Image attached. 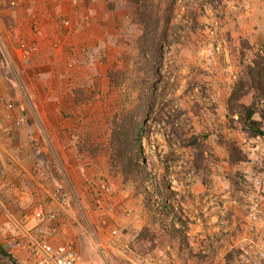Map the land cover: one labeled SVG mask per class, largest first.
I'll return each instance as SVG.
<instances>
[{
	"label": "rangeland",
	"instance_id": "1",
	"mask_svg": "<svg viewBox=\"0 0 264 264\" xmlns=\"http://www.w3.org/2000/svg\"><path fill=\"white\" fill-rule=\"evenodd\" d=\"M139 1L143 14L136 0H0V39L3 26L12 34L0 92L50 68L53 105L72 118L77 140L67 157L47 144L33 156L35 178L11 191L13 214H57V238L88 264H264V135L240 107L255 105L264 132L250 79L264 65V0ZM144 35L159 45L166 37L152 70ZM25 39L51 47L52 59L32 67L33 53L19 51ZM125 123L143 131L136 170Z\"/></svg>",
	"mask_w": 264,
	"mask_h": 264
},
{
	"label": "crops",
	"instance_id": "2",
	"mask_svg": "<svg viewBox=\"0 0 264 264\" xmlns=\"http://www.w3.org/2000/svg\"><path fill=\"white\" fill-rule=\"evenodd\" d=\"M2 31L7 36L2 34L3 39H0V54L6 50L4 38L10 39L12 37L9 26H3ZM23 35L26 34L23 33ZM25 41L27 42L23 43H28L27 45L33 53L34 64L32 67L52 59L50 57L52 55L51 47L45 48V45L35 44L29 39H25ZM46 52L49 55L43 58ZM39 67L32 68L38 69L33 74L24 73L21 78L17 79L24 82V85L26 84L22 90L17 84L18 81L11 78L12 90L10 93L0 92V199L9 207L10 211H12L13 206L10 202L12 199L11 191H14L13 194L22 193L20 183L25 178H35L34 173L31 172L32 164L36 160L33 156L39 157L41 148L46 149L45 144H47L51 149L52 147L59 148L62 150L63 157H67L68 151H73L72 146L77 143V140H72L75 138L72 124H70L72 118L69 119L68 113H65L67 111H60V109L55 108V104L53 105L56 100V91L53 87L51 89V81L56 79L54 71H51L50 68L45 70ZM41 83L42 87L40 88ZM46 138H49L50 142L46 143L44 140ZM11 213L13 214V211ZM13 218L26 229L33 225V221H29L27 216L25 219H20L13 214ZM46 226L51 242L72 244L71 240L62 241L57 238L59 229L51 227L50 224ZM18 234L19 230L15 222L4 215H0V264H31L30 253L27 250L19 249L10 252L6 249V241L9 237ZM72 245L74 246V244ZM2 250L10 254L12 258L9 259L3 255Z\"/></svg>",
	"mask_w": 264,
	"mask_h": 264
},
{
	"label": "built area",
	"instance_id": "3",
	"mask_svg": "<svg viewBox=\"0 0 264 264\" xmlns=\"http://www.w3.org/2000/svg\"><path fill=\"white\" fill-rule=\"evenodd\" d=\"M19 51L24 56L30 55V49L25 43L21 44ZM52 198L58 205L63 206L66 203L61 191L55 193ZM0 215L12 219L19 230L17 236L9 237L6 241V249L10 252L27 250L30 253L31 264H88L71 243H53L48 238L46 225L55 222L57 214L47 212L44 207H37L27 216L29 221H33V225L26 229L14 220L9 207L0 199Z\"/></svg>",
	"mask_w": 264,
	"mask_h": 264
},
{
	"label": "trees",
	"instance_id": "4",
	"mask_svg": "<svg viewBox=\"0 0 264 264\" xmlns=\"http://www.w3.org/2000/svg\"><path fill=\"white\" fill-rule=\"evenodd\" d=\"M133 1H135V0H133ZM136 1H138V11L140 12V14H143V12L146 8V4L144 2L139 4L140 1L139 0H136ZM148 19H149V17L147 18L146 25L144 27V31L149 27L148 26V24H149ZM145 32L148 35L151 33L148 29ZM144 37H145V42L142 43V46H143L142 51L146 55L145 58H147V59H145V60H147L150 63L149 64L150 68L148 70H152L155 68V62L161 63V60L163 61V56H162L163 55L162 54L163 49L161 46L164 42L163 40H165L166 37L161 38L160 45H159V43L156 42L155 39L148 42V38L145 35H144ZM156 43H157L156 51L160 53L159 55H155L154 53L151 54V52H153L151 47H153ZM113 72L112 71L110 72L111 80H114L112 78V76L114 77V75L117 74V72H115V73H113ZM152 75H154V74H152ZM152 75L148 74V76H147L148 80L145 79L143 82L144 86L146 88L144 91H146L149 94L152 92V90L154 88H156V86H152L153 85L152 82H155L154 79L150 80V77H152ZM250 79H251V84H253V88L255 89V92H256V98H255L254 103L257 105L260 103V101L264 100V65L263 64H258L255 68H253L250 71ZM243 88L244 87L241 85V89H243ZM238 93L239 92H238V88H237V90L232 95V99H233V97L235 98V96H237ZM146 96H148V94H146ZM148 97H146V100L144 103L145 106L149 102ZM240 107L242 108V111L246 112L245 117H246V120H248L247 121L248 124L250 125V131L255 133L257 136L264 135V132L261 130V128L255 127L257 125V123L252 120L253 116L256 113L255 105H250V106H242L241 105ZM122 129L124 130V136H125V142L124 143L125 144L129 143L128 140H130V139L135 140L134 143L130 147H126V149L129 148L131 150L132 157L136 158L135 161L134 160L129 161L128 166L132 167L135 170L139 169V168H141L139 166V159H140V148H141L140 140H141V135L143 133L142 127L139 123H136V125L134 127L131 126L129 128V125L125 123V125L122 124ZM140 171H142V170L140 169ZM2 254L7 256V258H9V259L12 258L10 254H8L7 252H5L3 250H2ZM230 259H233V258L231 256L229 257L228 264H231Z\"/></svg>",
	"mask_w": 264,
	"mask_h": 264
}]
</instances>
